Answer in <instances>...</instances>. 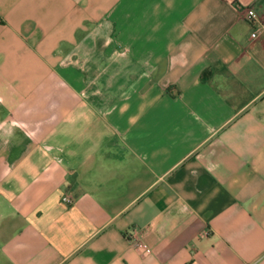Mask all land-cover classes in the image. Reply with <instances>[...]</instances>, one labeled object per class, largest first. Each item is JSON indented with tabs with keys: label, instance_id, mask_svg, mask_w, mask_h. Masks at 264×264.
Instances as JSON below:
<instances>
[{
	"label": "crops",
	"instance_id": "1",
	"mask_svg": "<svg viewBox=\"0 0 264 264\" xmlns=\"http://www.w3.org/2000/svg\"><path fill=\"white\" fill-rule=\"evenodd\" d=\"M0 264H264V0H0Z\"/></svg>",
	"mask_w": 264,
	"mask_h": 264
},
{
	"label": "built area",
	"instance_id": "2",
	"mask_svg": "<svg viewBox=\"0 0 264 264\" xmlns=\"http://www.w3.org/2000/svg\"><path fill=\"white\" fill-rule=\"evenodd\" d=\"M246 17L248 19L252 20L253 22H255L256 24H260V19H259L258 15L256 13V10L254 8H252V7L248 8V10L246 12ZM257 33H258V28H256V30H255V34H257ZM64 200L67 201V202H72L73 201V199H72V197L70 195H66L64 197ZM141 244L146 248V250L148 252L151 251V247L148 244H146L144 242H142Z\"/></svg>",
	"mask_w": 264,
	"mask_h": 264
}]
</instances>
